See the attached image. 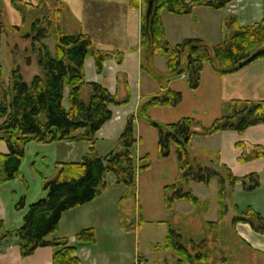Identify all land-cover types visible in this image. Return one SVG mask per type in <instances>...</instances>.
Listing matches in <instances>:
<instances>
[{"label": "trees", "instance_id": "16d2710c", "mask_svg": "<svg viewBox=\"0 0 264 264\" xmlns=\"http://www.w3.org/2000/svg\"><path fill=\"white\" fill-rule=\"evenodd\" d=\"M35 1L45 5L44 12H40L44 15L40 26L37 20L31 27L34 40L41 43L37 55L40 74L35 75L30 82H24L19 69L13 68L9 84L0 82V140L7 147V153H0V186L21 178L20 164L28 142L74 141L87 142L90 146L80 162L58 163L53 177H42L45 196L27 207L20 228L6 231L0 223V245L15 242L22 256L31 254L39 247L50 246L54 249L52 264H82L76 256V247L70 246L67 239L47 240L57 231L62 215L101 195L106 188L107 175L112 176L116 185L124 186L133 200H136V175L150 168L148 156L136 160L133 154L138 141L134 129L136 120L150 121L147 111L151 107H176L182 101V94L171 91L167 87L168 82L185 75L189 89L196 90L205 63H209L216 73L224 76L256 60H264V18L252 25L243 26L231 14L224 20L225 34L219 43L209 45L199 38H187L172 46L166 40L162 12L177 16L194 15V10L200 7L225 9L233 0H106L125 1L131 9L142 11L140 69L158 83L160 90L140 102L136 113L127 117L115 147L101 156L94 149L95 134L112 118L110 106L125 104L127 100L118 102L104 86L87 82L84 63L91 56L97 73H100L103 62L111 53L97 49L88 34L61 32L49 16L52 8L50 2ZM55 1L56 6L64 8L60 0ZM149 2H152L151 12L146 17ZM11 6L19 13L23 24L25 15L22 8L27 6L30 9L32 5L13 0ZM143 6H146L144 12ZM193 18L196 23V17ZM3 26L0 22V48ZM13 28L17 30L19 26ZM52 34L55 35V54H51L47 45L42 43ZM159 53L165 60V73L159 72L154 64ZM120 61L121 57L118 59ZM84 87L89 90L86 100L81 96ZM66 99L68 107L64 105ZM258 124L264 126V99H232L228 102V113L216 119L209 127H204L193 118H182L170 124H154L158 158L168 157L173 150L178 167L175 182L164 187V208L168 213L167 233L163 244L155 247L170 250L178 259L176 264L205 263L212 258L205 237L193 239L184 236L171 224L177 215L174 210L177 201H188L195 211L200 206L201 201L190 189L191 183L209 186L211 179L218 181L217 220H203V226L212 230L219 229L222 219L228 214L229 195L237 184L246 192L255 191L260 186V177L256 172L237 177L215 158L208 157V161H205L204 156H194L190 150L192 140L196 137H210L222 131H235L242 135L248 127ZM236 147L242 150L239 162L257 160L264 155L260 145L247 149L244 142H238ZM24 206L25 197L22 196L15 209L21 210ZM122 215V227L129 230ZM142 222L139 211L136 228ZM239 222L248 224L257 234H264V218L250 206L244 211L238 209L233 215L230 223L233 232ZM75 240L78 245L95 242L93 228L80 230Z\"/></svg>", "mask_w": 264, "mask_h": 264}, {"label": "crops", "instance_id": "0c3cea01", "mask_svg": "<svg viewBox=\"0 0 264 264\" xmlns=\"http://www.w3.org/2000/svg\"><path fill=\"white\" fill-rule=\"evenodd\" d=\"M3 1L12 11L13 26H19L21 17L11 6L13 0ZM83 3L86 12L81 21L84 28L81 32L92 38L97 49L111 53L109 58L103 62L100 73L96 71L94 59L91 56L86 58L84 63L85 80L104 86L118 102L127 100L125 104L110 106L112 118L95 134L96 141L101 140L102 143L106 142L110 145V149L105 154H100L98 144H96V152L104 156L115 146L124 129L127 117L136 113L141 101L156 95L160 89L158 83L140 69V11L131 10L123 2L83 0ZM234 6L235 4L232 2L224 11L200 7L194 10V15L183 16L162 12L161 18L168 44L174 46L187 38H199L209 45L219 43L223 36L217 41L214 34L222 35L224 20L231 14L235 15ZM193 17H196V23H194ZM204 29L209 32H205ZM205 33H210L215 40H211ZM120 57L121 61L118 62ZM154 64L159 72H166L165 60L160 53L155 58ZM167 87L171 91L180 92L182 101L176 107H151L147 111L150 121L137 119L134 124L138 140L133 150L134 157L136 160L146 156L150 158V168L138 172L136 175V207L141 213L142 223L166 221L168 213L164 208V187L173 184L178 175L173 150L168 157L158 158L157 131L154 124H170L182 118H193L204 127H209L216 119L228 113V102L232 99L251 101L264 99V60H256L235 73L224 76L216 73L209 63H205L200 77V85L196 90L189 89L185 75L170 80ZM88 94V88L84 87L81 92L82 98L86 100ZM238 142H244L247 149L253 145H260L264 150V126L258 124L248 127L242 135L235 131H222L206 138L196 137L191 142L190 150L194 156L215 158L237 177H243L251 172L258 173L260 177L258 192L262 190L264 192V155L257 160L239 162L238 158L242 150L236 147ZM66 143L70 144V142ZM83 146L86 151L87 144ZM0 153H7V147L2 140H0ZM84 155L79 156V162ZM59 163L71 162L66 160ZM213 184L217 190L218 181L216 179L210 180L209 185L213 186ZM5 186L6 184L0 186V223L4 230L12 231L21 227L27 207L43 198L45 194L40 193L36 200H28L26 192L17 191L14 188L7 189ZM206 188L207 186L200 183L190 184V189L196 197L199 195L205 197L204 189ZM234 191L242 192L244 190L240 184H237ZM22 196L25 197L27 206L22 213H18L15 205ZM183 201H177L174 204V210L177 215L189 216L193 209L190 213L186 212L187 214H182L178 210L179 207H183ZM261 204L264 207V201ZM78 208L62 215L58 230L47 240L67 239L70 246L76 247V256L81 259L82 264H95L97 259L92 257V253L87 248L89 244L78 245L75 240V236L80 230L70 235L73 232H65L61 225L64 218L73 224L79 217H84L91 207L83 205ZM257 209L259 211L255 210L260 214L264 212V208ZM233 215L229 218V224ZM263 215L261 216L264 218ZM211 221L214 220L211 219ZM234 233L255 251L264 254V234H257L248 224L240 222L236 223ZM53 253L52 247L44 246L37 248L27 256H22L17 243H3L0 245V264H52ZM137 257L141 261H146L141 254Z\"/></svg>", "mask_w": 264, "mask_h": 264}, {"label": "rangeland", "instance_id": "374dc122", "mask_svg": "<svg viewBox=\"0 0 264 264\" xmlns=\"http://www.w3.org/2000/svg\"><path fill=\"white\" fill-rule=\"evenodd\" d=\"M48 1L52 5L50 13L48 12L51 21L59 27L61 32L76 34L84 30L81 25L83 14L86 12L83 0H61L64 8L56 6L55 0ZM23 2L32 6L30 9L27 6L21 7L24 10L25 19L23 24L15 30L13 28L12 11L1 0L2 15L0 16V22L4 24V33L1 37L0 48V82L6 85L9 84L13 68L19 69L24 82H30L35 75L40 74L37 55L41 43L34 40L31 27L37 20L39 21L37 25L40 26L44 16L40 12H44L45 5L40 2L37 3L35 0H25ZM113 2H123L128 5L125 1ZM233 2L235 4V16L239 24L248 26L264 18V0H233ZM145 8L146 6H143V12ZM225 9H222V11ZM131 10L140 11L142 19L140 9ZM53 28H51L52 32ZM204 31L209 32L206 29ZM205 34L211 40H215L210 33ZM224 34L225 27L223 23L222 35L220 33L214 35L218 41ZM42 43L47 45L51 54H55L54 34ZM64 105L68 107L67 99L64 101ZM85 144H87L86 151L83 149ZM96 144H98L100 154H105L110 149V145L106 142L102 143L101 140H95V150ZM89 146L90 144L87 142L74 141L70 144L66 141L52 143L28 142L25 145L23 160L20 164L21 178L6 182L5 187L7 189L14 188L17 191L22 190L26 192L28 200H36L40 193L45 194L42 190V177H53L56 172V164L60 161L79 162V156L86 154ZM205 161H208V158ZM113 181L112 176L107 175L105 191L94 200L84 204L91 207L84 217H79L73 224H70L67 218H64L65 222L63 221L61 224L64 231L73 232L70 233V235H73L82 228H93L95 242L90 243L87 248L92 253V257L97 259L95 264H176L178 259L170 250L155 247L158 243L162 245L164 242L168 218L165 222L142 223L140 227L136 228L139 212L136 207V200H133L131 193L124 186L116 185ZM259 189L255 192H236L233 190L229 195V215L227 214L222 219L220 228L215 230L203 226V220H217V190L215 184L204 189L205 197L200 195V197H197L201 203L196 211L192 204L182 200L183 207L178 209L180 213L187 214L186 212L190 213L193 209L192 214L189 216L175 215L171 224L178 228L184 236L193 239L205 237L211 250L212 258L205 263L197 264H264V254L255 251L246 242L238 238L236 233L232 232L229 224V218L232 214H236L238 209L244 211L250 206L259 211L257 208H260V210L264 208L261 204L264 201V192L263 190L258 192ZM234 204H237V206ZM26 206L25 204L24 208ZM23 209L16 211L22 213ZM121 214L125 217L123 218L124 224L129 230L122 227ZM263 214L264 212L261 215ZM61 219L62 217L58 223V228ZM140 254L145 257V262L137 258Z\"/></svg>", "mask_w": 264, "mask_h": 264}, {"label": "water", "instance_id": "95a60500", "mask_svg": "<svg viewBox=\"0 0 264 264\" xmlns=\"http://www.w3.org/2000/svg\"><path fill=\"white\" fill-rule=\"evenodd\" d=\"M151 6H152V2H149L148 8L146 10V17H148L151 12Z\"/></svg>", "mask_w": 264, "mask_h": 264}]
</instances>
